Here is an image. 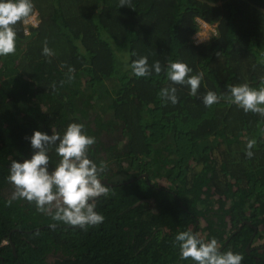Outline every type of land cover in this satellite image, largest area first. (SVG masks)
<instances>
[{
  "label": "trees",
  "instance_id": "1",
  "mask_svg": "<svg viewBox=\"0 0 264 264\" xmlns=\"http://www.w3.org/2000/svg\"><path fill=\"white\" fill-rule=\"evenodd\" d=\"M33 3L39 22L29 33L18 24L16 53L0 56V264H195L180 259L175 240L189 229L242 254V264H264V242L254 245L264 237V117L227 95L211 107L201 99L231 85L264 86V0ZM197 17L216 23L210 39L195 41ZM141 57L162 71L135 76L131 64ZM175 61L204 73L196 97L168 79ZM172 86L175 105L160 96ZM73 122L96 138L89 157L107 164L101 180L110 187L97 200L104 222L86 231L12 199L6 179L13 159L33 154L26 137L53 128L63 135ZM50 156L55 167L61 158Z\"/></svg>",
  "mask_w": 264,
  "mask_h": 264
},
{
  "label": "clouds",
  "instance_id": "2",
  "mask_svg": "<svg viewBox=\"0 0 264 264\" xmlns=\"http://www.w3.org/2000/svg\"><path fill=\"white\" fill-rule=\"evenodd\" d=\"M118 6L131 7L132 0H119ZM134 9V8H133ZM33 0H0V56L15 54L17 50V25H27L34 15ZM200 41L204 40L199 33ZM43 55H54L52 49L44 42ZM132 72L137 77L151 76L162 71L159 61L149 65L147 57L134 60ZM67 81L75 79L73 68H69ZM193 69L184 61L170 62L167 76L172 85H183L190 88V95L196 97L204 80V73L190 75ZM65 81H61L63 85ZM264 83V80H262ZM55 90V82L52 85ZM229 103L237 105L245 113L251 112L264 117V86L251 87L248 83L231 85L227 94H217L208 90L201 99L206 107L220 103L225 98ZM160 96L172 105L178 103L177 88L165 87ZM30 139L33 154L23 162L13 159L7 181L14 186L12 199H24L34 203L39 213L50 215L56 222L87 230L90 226H98L105 220L103 214L96 211L97 200L109 197L110 187L102 182L101 176L107 171V164H97L89 157L90 148L96 144V138L88 135L83 123H70L63 135L54 128L52 134L40 130L34 131ZM256 141L246 142V156L252 158ZM61 158L55 167H51L52 151ZM10 206L12 200H9ZM54 209V211H53ZM53 230L56 223L49 225ZM179 245L181 260L191 259L195 264H242L244 259L240 253L231 250L221 251L216 238L206 241L198 232H179L175 237Z\"/></svg>",
  "mask_w": 264,
  "mask_h": 264
},
{
  "label": "rangeland",
  "instance_id": "3",
  "mask_svg": "<svg viewBox=\"0 0 264 264\" xmlns=\"http://www.w3.org/2000/svg\"><path fill=\"white\" fill-rule=\"evenodd\" d=\"M32 17H33L34 20H33V21H30L27 25H25V32H26V33H29V31H30V29H29V25H36V24L39 22V17H38V12H37V11L34 12V15H33ZM213 27H214V28H213ZM197 32H198V31H197ZM197 32H196V33H197ZM199 32H201V30H200ZM216 32H217V29H216V23L214 24V23H209V22H208V24H206L205 29H202V32H201V34H200V37H201L202 39H204L203 41H205V40H207V39H210V37L213 36ZM105 35L110 37V34H109L107 31H105ZM110 39H113V38H110ZM110 39H109V40H110ZM198 39H199V38H198ZM196 41H197V40H196ZM198 42H200V41H198ZM122 55L124 56V58L121 59L120 62H121L123 65H125L126 63H128V56H127L126 54H121V56H122ZM120 58H121V57H120ZM125 62H126V63H125ZM109 115H110V114H108V116H109ZM157 180H159L161 183H167V182H168L165 178H157ZM14 191H15L14 186L11 185V186L8 188V193L13 194ZM201 221H202V222H201L202 225L206 224V220H205L204 218H202ZM201 234H204L203 230L201 231ZM262 242H264V237H263L262 239H260L258 242H255L254 245H257V244L262 243ZM56 257H57V255H50V256H49V260H50V261H53Z\"/></svg>",
  "mask_w": 264,
  "mask_h": 264
},
{
  "label": "built area",
  "instance_id": "4",
  "mask_svg": "<svg viewBox=\"0 0 264 264\" xmlns=\"http://www.w3.org/2000/svg\"><path fill=\"white\" fill-rule=\"evenodd\" d=\"M197 19H198V22H199V24H200V28H199V30H198V32L197 33H199V35L201 34V32H202V29H205V27H206V24H208V22L205 20V19H203V18H201V17H197ZM34 19H33V17L31 18V20L30 21H33ZM214 28V27H213ZM201 30V32H199ZM196 33V34H197ZM194 35L195 36V41L196 42H198V41H200L199 39H198V37H197V35ZM203 41V40H202ZM201 42V41H200Z\"/></svg>",
  "mask_w": 264,
  "mask_h": 264
},
{
  "label": "water",
  "instance_id": "5",
  "mask_svg": "<svg viewBox=\"0 0 264 264\" xmlns=\"http://www.w3.org/2000/svg\"><path fill=\"white\" fill-rule=\"evenodd\" d=\"M103 181L107 182L108 180H107V178H105ZM103 181H102V182H103Z\"/></svg>",
  "mask_w": 264,
  "mask_h": 264
}]
</instances>
